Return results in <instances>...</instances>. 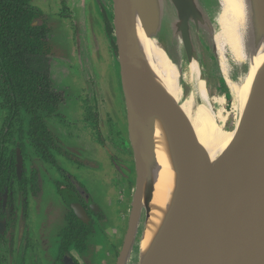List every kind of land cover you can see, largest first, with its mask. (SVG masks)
I'll return each mask as SVG.
<instances>
[{
    "label": "rangeland",
    "instance_id": "374dc122",
    "mask_svg": "<svg viewBox=\"0 0 264 264\" xmlns=\"http://www.w3.org/2000/svg\"><path fill=\"white\" fill-rule=\"evenodd\" d=\"M178 1L163 0L162 28L158 36L182 64L183 70L197 55L211 97L212 113L221 128L231 132L235 128L237 111L229 82L215 51L213 20L209 11L215 4L213 0H187L188 14L181 16ZM31 3L52 28L49 38L52 47L49 57L50 76L54 88L63 97L58 111L45 118L46 124L57 136L61 149L79 157V167L71 159L66 158V155L55 151L54 155L60 166L84 182L94 201L106 215L96 230L89 235L88 248L76 255L81 264H117L135 208V195L139 190V168L130 134V111L122 84V58L113 49L111 36L107 30V21H110L117 42V36L121 33L119 30L121 3L120 0H32ZM237 70L232 65L233 78L237 77ZM193 86L191 81L186 80L180 103L189 98ZM156 97L154 98L157 101L152 102L146 114L153 127L160 124L165 134L167 133L169 152L174 153L171 156L177 159L176 163L180 164L185 172L182 182L179 183L185 187H181L182 196L184 194V198L188 200L192 198V178L188 171L193 165L190 162L193 161L186 159V153L189 157L194 155L192 126L187 122L188 118L185 119L183 110H180V116H176L167 100ZM202 101L200 97L196 98V104ZM1 102L0 96V131L7 115ZM155 105L159 110L154 109ZM20 116L25 130L23 156L27 174H30L34 166L38 168L46 166L47 171L42 169L43 188L38 195L34 193L33 188L28 189L23 200L17 194L14 214L8 224V229L11 230L12 221L16 219V237L12 241L9 233L3 240L0 239V264H20L21 251H25V264H50L57 255L58 233L65 226L67 212V204L55 191L53 183L57 179L63 180L64 177L56 167L40 159L39 153L27 137L29 117L25 112H21ZM95 119H99L101 124L104 123L102 127L99 122L100 130L105 136L104 147L100 145L97 133L92 127V123L98 124ZM173 128L177 132L171 131ZM169 133H173L172 137ZM21 140L17 123L13 127V134L7 139L10 149L16 147ZM191 144L193 145L190 146ZM148 146L142 151L147 159L145 160L147 165L152 156L156 155L154 143ZM176 152L183 155L179 156ZM147 175L137 229L126 264L140 263L146 224L148 217L152 216L149 206L153 200L156 179H153L151 173ZM163 187L164 184L159 190L160 194L152 212L157 217L162 212L163 218L171 227L170 231L173 230L178 235L184 229L183 214L179 212L178 206L183 207L186 204L174 205L172 200H166L167 197L162 195ZM164 207L167 209L166 212L162 210ZM195 228L196 232L199 231L198 222ZM38 245L41 251H46L41 254V261L37 260Z\"/></svg>",
    "mask_w": 264,
    "mask_h": 264
},
{
    "label": "bare ground",
    "instance_id": "6f19581e",
    "mask_svg": "<svg viewBox=\"0 0 264 264\" xmlns=\"http://www.w3.org/2000/svg\"><path fill=\"white\" fill-rule=\"evenodd\" d=\"M213 3L215 5L209 11L213 20L215 51L229 82L237 111L236 124L232 132L224 131L212 113L211 97L197 55L183 70L182 64L172 55L170 48L160 40L158 35L162 28L163 0H152L153 13L149 18L147 31L138 29L141 41L140 82L133 84L132 88L140 111L134 115L143 118L146 132L136 129L135 139L139 150L149 147L148 145L152 143L156 149L154 153L156 155L152 156L148 165L146 162L142 164L140 189L135 195L136 204H141L144 199V181H147V174L151 173L153 179H156L153 200L149 206L152 216L148 217L146 224L139 264H172L170 259L175 258L174 249L180 244L179 239H176L177 233L170 231L171 227L163 218V213L157 217L152 212L162 184L164 194L162 192L161 194L167 197L166 200H172L174 205L186 204L183 207L178 206L179 212L183 214L184 229L189 225L195 227L198 221L194 217L201 211V207L214 201L221 193L217 207L225 210L223 206L226 205L227 211L223 215L226 216L234 205L237 187H241L260 141L261 121L264 115V0H213ZM232 65L238 69L236 78L232 76ZM186 80L194 85L193 91L189 98L180 103ZM149 92L153 97L159 96L167 100L174 115L180 116L179 112L183 110L185 119L187 117V122L192 126L195 150L191 149L194 151L196 167L190 168L188 173L197 176L195 198L186 200L184 194L182 196V183L179 182H182L185 172L180 164L176 163L177 159L171 156L174 153L169 152L170 143L167 142V133L165 134L162 125L157 124L153 127L149 116L145 114L151 105L150 100L154 99ZM197 97L203 100L202 103L196 104ZM169 134L172 137L173 133ZM176 154L179 155L177 152ZM162 210L166 212L167 209L164 207ZM191 229H193L191 233H197L196 228ZM220 229L225 234L227 222H223ZM131 243L132 234L129 232L117 264H126Z\"/></svg>",
    "mask_w": 264,
    "mask_h": 264
},
{
    "label": "water",
    "instance_id": "95a60500",
    "mask_svg": "<svg viewBox=\"0 0 264 264\" xmlns=\"http://www.w3.org/2000/svg\"><path fill=\"white\" fill-rule=\"evenodd\" d=\"M120 3L121 24L119 23V26L121 27H119V30L121 33L120 35L117 34L118 36L116 35L118 37V55L122 58V84L130 111V134L137 157L140 189L141 167L146 160L142 151L146 147L140 150L137 148L135 130L139 129L146 132V125L142 117L134 115L140 111V108L132 85L140 82L141 41L138 29L141 28L144 32L147 31L149 18L153 13V5L152 0H120ZM178 10L181 16L188 14L187 0L178 1ZM150 95L152 96V94ZM155 101H157L156 98L150 100V103L152 104ZM154 109L159 110L156 105ZM261 122L260 141L241 187H237L235 202L231 211L223 216L227 211L226 205L223 206L225 210L217 207L222 193L214 198V201L201 207V211L194 217L200 225L199 231L191 233L193 231L191 228L195 229V227L189 225L187 229H182L176 236V239L178 238V241H180L178 243L184 245L179 244L177 248L175 247V258L170 259L173 262L172 264H264V115ZM186 159L193 161L190 168L196 167L193 156L189 157L186 154ZM18 163L19 169H21L23 157L20 150H18ZM191 178V197H197L195 193V189L197 190V176H191ZM67 199L72 204L76 214L87 221L85 212L79 204L70 196ZM140 206L141 204H136L135 197V208L128 231L132 234V243L137 229ZM223 222H227L225 234L220 229Z\"/></svg>",
    "mask_w": 264,
    "mask_h": 264
},
{
    "label": "trees",
    "instance_id": "16d2710c",
    "mask_svg": "<svg viewBox=\"0 0 264 264\" xmlns=\"http://www.w3.org/2000/svg\"><path fill=\"white\" fill-rule=\"evenodd\" d=\"M32 0H0V96L1 105L10 115H29L28 135L47 159H54L50 148L56 147L45 118L58 110L62 95L50 76L49 42L52 28L32 5ZM112 46L118 54L114 30L107 21ZM229 132V131H227ZM232 132V131H231ZM22 148L23 144H19ZM15 150L11 158L16 161ZM62 231L61 253L72 248L85 250L91 228L79 222L72 212Z\"/></svg>",
    "mask_w": 264,
    "mask_h": 264
},
{
    "label": "flooded vegetation",
    "instance_id": "af4514ba",
    "mask_svg": "<svg viewBox=\"0 0 264 264\" xmlns=\"http://www.w3.org/2000/svg\"><path fill=\"white\" fill-rule=\"evenodd\" d=\"M5 110L7 111V115L4 118V123L0 131V239L3 240L5 235L10 233L11 239L13 241V239H15L16 237V231H17L16 219H13L12 221L11 230L8 229V224H9V220L14 214L13 210L16 206V196L17 194H19L21 196V199L23 200L25 196L27 195L29 188H33L34 193L38 195L42 191V188H43L42 187V183H43L42 169H45L47 171V168L46 166L44 168L40 166L39 168L37 166H34L31 169L30 174H27L28 171H27V167L25 163V157L23 156V150L25 147L24 146L25 130H24L23 121L21 120L20 115H16L15 113L13 115H10L8 110L7 109ZM29 120H30V117H29ZM95 122H98V124L92 123V127L94 131L97 133V138H98L100 145L104 147L105 144L103 141H104L105 136H103V132L100 130V125H99L100 120L95 119ZM17 123L19 125V135L22 140L16 144V147H14L13 149H10L7 139L9 138V136L13 134V127H15ZM101 125L103 127L104 123H102ZM28 130L26 132L27 137L31 141L28 135ZM49 131L51 132L55 140V144H56V147L50 148L51 154L54 157V159H47L45 155L42 153L41 149H39L36 145H34L32 141L31 143L36 148V151L39 153L40 159L44 163L49 164L52 167H56L59 170V172L62 174V176L64 177L63 180L57 179L53 183V187L55 191L64 198L67 204V212L65 214V226L58 233L57 255L53 258L54 260L50 264H81L80 259L76 254L84 250L81 251L79 249L72 248L71 250L63 254L60 251V245H61V240H62L61 233L69 224L68 217L73 212L78 218L79 222L84 223L87 227L91 228V232L86 236V244L88 248L89 235L92 234L96 230L95 228L99 225V223H101L103 219L106 218V215H105V212L102 210V208L94 201L92 194L90 193L89 189L84 184V182L76 175H71L67 169L63 168L62 166L58 164L57 158L54 155V151L56 153L63 154L64 156L66 155V158L71 159L74 163H76L78 167L80 164V159L78 156L72 153L70 154L68 152H64L61 149L57 136L50 129ZM19 144H23V147L21 148ZM14 150L16 152L15 153L16 155L15 163L13 159L11 158ZM18 150L21 151V155L23 157V166L21 169H19V163H18ZM46 174H48V172ZM69 196L72 199H74L79 204V206L83 209V211L85 212V218H87V221L81 219L76 214L75 210L72 207V204L67 199V197ZM37 248H38L37 260L41 261V258H42L41 254L46 251L45 250L41 251L39 245L37 246ZM24 252L21 251L20 253V256L22 259L20 264H25V260H24L25 253Z\"/></svg>",
    "mask_w": 264,
    "mask_h": 264
}]
</instances>
